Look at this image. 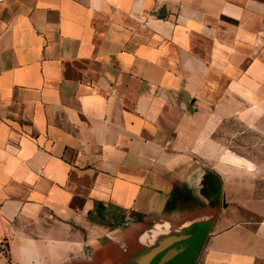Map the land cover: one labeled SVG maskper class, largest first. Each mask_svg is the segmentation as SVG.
I'll list each match as a JSON object with an SVG mask.
<instances>
[{
	"label": "crops",
	"instance_id": "crops-1",
	"mask_svg": "<svg viewBox=\"0 0 264 264\" xmlns=\"http://www.w3.org/2000/svg\"><path fill=\"white\" fill-rule=\"evenodd\" d=\"M176 187L195 201L167 211ZM161 237L165 264L200 238L193 264H264V0H0V264Z\"/></svg>",
	"mask_w": 264,
	"mask_h": 264
},
{
	"label": "water",
	"instance_id": "water-1",
	"mask_svg": "<svg viewBox=\"0 0 264 264\" xmlns=\"http://www.w3.org/2000/svg\"><path fill=\"white\" fill-rule=\"evenodd\" d=\"M205 183H206V186L209 187V194L210 195H214L217 192H219V190H220V179H219V177L214 172H212L211 170L204 167L203 173L201 176V185H205ZM189 237H190L189 234H187L185 236L186 239ZM182 238L183 237H181V236H177V238L174 239V242L175 241L180 242L178 239H182ZM193 241H194V239H191L189 241H184V242L182 241L180 246L177 249H174V254H176V255L174 258L175 260L172 262V264H193L194 263L195 258L198 254L199 245L201 242L199 241V243H197L195 245L194 244L195 241L194 242ZM175 247H177V246H175Z\"/></svg>",
	"mask_w": 264,
	"mask_h": 264
},
{
	"label": "flooded vegetation",
	"instance_id": "flooded-vegetation-1",
	"mask_svg": "<svg viewBox=\"0 0 264 264\" xmlns=\"http://www.w3.org/2000/svg\"><path fill=\"white\" fill-rule=\"evenodd\" d=\"M202 191H203L204 196L209 198V204H212L215 200L218 199L217 195H210L209 194V187L206 186V183H205V186H204ZM158 241H157L158 242L157 244H156V242L154 243V245H155L154 248H150L148 250V252H149V253H147L148 255H145V254L142 255L143 258L140 257L141 256L140 254H137L134 257H130V258L123 260V261L122 260L118 261L115 264H165L163 261V258L166 257V253L168 252V247H169L168 244H169L170 239H166L165 237H161V239H159ZM145 256H147V257L144 258Z\"/></svg>",
	"mask_w": 264,
	"mask_h": 264
},
{
	"label": "rangeland",
	"instance_id": "rangeland-1",
	"mask_svg": "<svg viewBox=\"0 0 264 264\" xmlns=\"http://www.w3.org/2000/svg\"><path fill=\"white\" fill-rule=\"evenodd\" d=\"M214 203H215V206H216V220H219L221 217L230 216L231 215L230 209L228 207L229 206V203H227V206L226 207H223L222 206V196H219V198ZM138 205H140V204H138ZM141 205H143V206L147 205L146 202H145V200H142L141 201ZM161 205H162V198H160L159 200H156L152 204L153 210L154 211L159 210L161 208ZM197 210H199V211H209V207L206 206V205H203L201 202L200 203H196L195 208H190V210H188L189 211L188 214L190 212H192V211H197ZM193 213H191L190 215H192ZM240 215H241L240 216V219H250V220H254L253 217H250L249 215L245 214L244 212H241ZM122 222L125 223V224H128L130 222V220H128V219L125 218L124 221L122 220ZM199 241L202 242V239L200 238ZM168 254H170V252H167L166 253V255H168ZM5 264H7V262Z\"/></svg>",
	"mask_w": 264,
	"mask_h": 264
},
{
	"label": "trees",
	"instance_id": "trees-1",
	"mask_svg": "<svg viewBox=\"0 0 264 264\" xmlns=\"http://www.w3.org/2000/svg\"><path fill=\"white\" fill-rule=\"evenodd\" d=\"M194 198L189 191L185 188L176 187L166 201L165 210L173 209L175 206H184L186 204L192 205L194 203ZM135 217H141V214H133Z\"/></svg>",
	"mask_w": 264,
	"mask_h": 264
}]
</instances>
